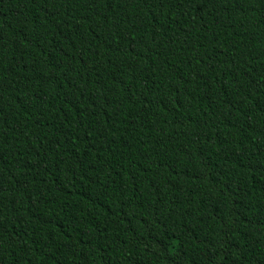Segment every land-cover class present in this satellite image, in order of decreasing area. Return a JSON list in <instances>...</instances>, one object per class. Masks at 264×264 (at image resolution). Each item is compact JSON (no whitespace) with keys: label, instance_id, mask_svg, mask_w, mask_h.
Wrapping results in <instances>:
<instances>
[{"label":"trees","instance_id":"trees-1","mask_svg":"<svg viewBox=\"0 0 264 264\" xmlns=\"http://www.w3.org/2000/svg\"><path fill=\"white\" fill-rule=\"evenodd\" d=\"M0 264H264V0H0Z\"/></svg>","mask_w":264,"mask_h":264}]
</instances>
